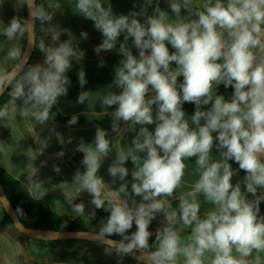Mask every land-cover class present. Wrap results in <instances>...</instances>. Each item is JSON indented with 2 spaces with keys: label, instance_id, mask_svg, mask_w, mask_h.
<instances>
[{
  "label": "clouds",
  "instance_id": "1",
  "mask_svg": "<svg viewBox=\"0 0 264 264\" xmlns=\"http://www.w3.org/2000/svg\"><path fill=\"white\" fill-rule=\"evenodd\" d=\"M163 2L166 9L161 0H132V10L117 14L111 0H76L77 13L103 37L94 51H116L121 57L112 82L119 92L100 98L104 109L114 107L111 131L135 134L130 146L116 147L108 167L112 183L121 182L115 190L98 175L113 150L107 130L97 127L93 142L81 139L74 150L83 153L84 171L76 170L73 185L88 193L94 209L108 213L91 238L120 258L118 264L124 257L136 264H264V0ZM23 3L28 17L13 16L0 35L9 41L26 38L33 46L39 21L52 43L41 38L43 62L26 69L28 54L20 47L8 51L7 59L17 63L0 67V94L8 90L11 97L0 107V120L10 110L15 113L20 101L23 117L44 124L59 98L68 95L73 59L85 52L72 39L60 40L66 30L51 24L53 13L35 0ZM98 66H105L103 57ZM78 80L83 88L84 71ZM221 85L232 89L229 98L218 94ZM87 100L89 93L81 91L77 103ZM185 103L194 105L190 118ZM77 122V115L67 121ZM191 158L198 178L178 194ZM129 160L131 181L126 179ZM241 170L245 175L234 184ZM37 171L33 168L30 178ZM27 193L40 201L47 190L37 183ZM199 194L211 205L204 213ZM64 197L72 213L85 215L84 203H73L72 191ZM158 217L159 226L151 231Z\"/></svg>",
  "mask_w": 264,
  "mask_h": 264
},
{
  "label": "crops",
  "instance_id": "2",
  "mask_svg": "<svg viewBox=\"0 0 264 264\" xmlns=\"http://www.w3.org/2000/svg\"><path fill=\"white\" fill-rule=\"evenodd\" d=\"M38 5H42L46 11L53 13L54 18L52 25H59L66 30L60 36V40L64 41L68 38L74 39V45L85 52L81 59H73L72 68L67 75L71 80L68 89V95L59 98V103L55 105V109L63 116H90L94 118L106 119L112 117L113 108L104 109L101 106L100 98L102 95L112 91L119 92V89L112 84L115 78L114 68L119 64L121 59L116 51H107L99 55L94 51L95 47L102 42V35L94 28L93 22L85 19L76 11V0H39ZM113 9L117 14H127L132 10V0H111ZM162 8L167 5L161 0ZM151 11V9L149 10ZM27 7L23 0H0V30L7 26L13 16L27 18ZM169 14L171 15L170 9ZM49 24L44 23L43 27L47 28ZM37 39L34 55L29 63H42L44 54L39 51L38 44L41 38L44 39L46 45L52 43L50 35H45L41 31V23L37 21ZM87 32V39L81 38V33ZM123 37H121V40ZM38 41V44H37ZM27 39L17 37L9 41L7 37L0 35V67L11 69L17 62L7 59L8 51L13 47H20L24 52ZM118 47V46H117ZM135 54V53H134ZM100 57L105 61L104 67H99ZM26 69V68H25ZM85 72L87 83L83 88L79 85L78 73ZM182 79V78H181ZM81 91L89 93V100L84 104L77 103L78 95ZM218 94H223L225 98H229L232 89H225L222 85L218 88ZM21 102L17 101V111L15 113L9 111V115L0 120V145L4 147V151L0 152V165L13 178L23 183L26 189L30 185L39 183L47 190L45 197L38 201L54 212L70 219H80L88 217H96V211L91 205V197L86 192H78L72 183L73 175L77 169L84 171L80 161L83 153L74 151L81 139L85 143H92L95 137L97 127H101L109 132V138L113 141V150L108 158H105L98 175L102 176L105 183L115 190L121 183L118 179L113 184L112 177L108 173V167L112 160L115 159L116 147L130 146L134 133H124L118 135L101 125L84 124V125H68L52 118L44 124H39L32 117H23L21 115ZM184 110L187 117L194 113V105L185 103ZM186 117V118H187ZM119 126L123 130V123L119 122ZM150 129L154 125L149 126ZM63 152L62 157H58L57 153ZM213 157L218 158L219 153L213 149ZM186 169L184 187L180 191H188L189 185L198 177L195 175V158H191ZM232 163L233 169H238V165ZM54 166L60 168V172L54 171ZM129 168V176L126 178L131 181V170L133 165L129 160L126 165ZM33 168L38 169L36 175L30 178ZM245 173L241 170L233 177V183L243 178ZM131 185L129 183V191ZM65 191H72L75 195L73 203H84L85 215L76 216L71 211V206L64 197ZM139 202L140 198H134ZM201 201V212L204 213L211 208L207 204L202 194H199ZM176 203V202H174ZM261 214L264 215V207H261ZM158 217L150 225V230L155 231L159 226ZM135 231V226L130 230ZM130 234V233H129ZM154 239V236L150 239ZM51 241H46V245L37 239L28 238L17 232L10 225L4 224L0 226V264H118V258L114 253L108 254L105 247L98 243L79 241L71 244L60 245L54 247ZM74 250V251H73ZM54 252H68L71 255L68 258H51ZM121 264H136V261L129 257H124Z\"/></svg>",
  "mask_w": 264,
  "mask_h": 264
},
{
  "label": "trees",
  "instance_id": "3",
  "mask_svg": "<svg viewBox=\"0 0 264 264\" xmlns=\"http://www.w3.org/2000/svg\"><path fill=\"white\" fill-rule=\"evenodd\" d=\"M68 39H72L73 43H75L73 38ZM129 43L131 44V41H129ZM133 52L135 53V49H133ZM10 100L11 97L8 95V90H6L3 94H0V107H3L5 104L9 103ZM71 117L72 116L61 115L59 112H57L55 107H53L50 112V118L63 123H67ZM112 123V117L100 119L90 116H78V122L75 125L95 124L111 129ZM0 183L3 186L7 198L15 209L23 225L31 229L57 231H98L100 227V221L108 216V213L103 209H95L97 214V218L95 219H70L62 216L51 210L46 205L31 199L28 196L27 189L23 183L8 174L1 165ZM261 207H264V203L261 204ZM2 213L3 219L0 221V226L8 224L14 228L12 219L4 209L2 210ZM111 238L120 239L119 236H113ZM39 241L44 245L46 244V241ZM153 241L154 239L151 241V243ZM52 253L56 254L57 252L52 251Z\"/></svg>",
  "mask_w": 264,
  "mask_h": 264
},
{
  "label": "water",
  "instance_id": "4",
  "mask_svg": "<svg viewBox=\"0 0 264 264\" xmlns=\"http://www.w3.org/2000/svg\"><path fill=\"white\" fill-rule=\"evenodd\" d=\"M38 0H35V3L37 4ZM28 11V9H27ZM27 17H28V12H27ZM37 22L35 24V45L29 46L28 42L26 44L24 52L28 54V61L27 65L24 67L26 68L36 49V39H37ZM0 202L2 204L3 209L5 212L10 216L12 219L13 225L15 229L21 233L22 235L31 238V239H37V240H43V241H53V240H81V241H88V242H95L91 238V233L93 231H57V230H38V229H31L23 225L21 222L19 216L17 215L15 209L11 205L9 199L7 198V195L3 189V186L0 183ZM114 239V238H112ZM118 240V239H117Z\"/></svg>",
  "mask_w": 264,
  "mask_h": 264
},
{
  "label": "rangeland",
  "instance_id": "5",
  "mask_svg": "<svg viewBox=\"0 0 264 264\" xmlns=\"http://www.w3.org/2000/svg\"><path fill=\"white\" fill-rule=\"evenodd\" d=\"M3 207L2 204L0 202V221L3 219V213H2ZM95 219L97 218V214L96 217L92 218V217H88V218H84V219ZM11 226V225H10ZM14 226V225H13ZM12 227V226H11ZM13 228V227H12ZM15 229V227L13 228ZM16 230V229H15ZM17 231V230H16ZM18 232V231H17ZM80 240H53L50 243H52V245L54 247L60 246V245H66V244H71V243H75V242H79ZM46 245V244H45ZM74 251V250H73ZM71 255H69L68 252H57L56 254H52L51 258H68Z\"/></svg>",
  "mask_w": 264,
  "mask_h": 264
}]
</instances>
